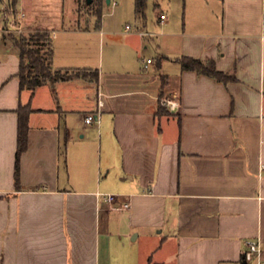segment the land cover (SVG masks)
<instances>
[{
    "label": "crops",
    "instance_id": "0c3cea01",
    "mask_svg": "<svg viewBox=\"0 0 264 264\" xmlns=\"http://www.w3.org/2000/svg\"><path fill=\"white\" fill-rule=\"evenodd\" d=\"M82 1L67 21L25 22L49 34L54 70L85 77L22 90L19 49L0 39V264H258L248 240L264 262V0H152V20L134 3L129 32ZM182 56L234 80L183 70ZM162 97L178 110L159 112ZM20 105L32 111L16 190Z\"/></svg>",
    "mask_w": 264,
    "mask_h": 264
},
{
    "label": "trees",
    "instance_id": "16d2710c",
    "mask_svg": "<svg viewBox=\"0 0 264 264\" xmlns=\"http://www.w3.org/2000/svg\"><path fill=\"white\" fill-rule=\"evenodd\" d=\"M92 2V0H91ZM96 16L98 19L102 16L101 7L105 0H94ZM18 0H13L11 3L12 8L17 7ZM147 9V0H135V14L138 18L144 19L145 12ZM22 37V36H20ZM48 39V36L38 35L36 36L38 41ZM24 38L15 39L14 43L19 49L20 54V68L17 73L19 78L20 89H28L34 91L37 87L42 86L47 82H56L59 80L66 81L75 77H85L86 74H83L80 71H76L72 74H68V71L54 70L52 67L51 56L52 49L51 44L48 45L49 49L45 54H41L40 49L26 48V43ZM48 42L49 41H44ZM25 56L28 57V62L25 64ZM179 62L183 70H192L196 71L198 74H203L209 77H212L218 81L228 82L234 80L233 76L227 75L224 72H221L216 69L215 63L212 60L203 61L199 58L182 56L179 58ZM97 78V73L95 74ZM167 108L159 104V112L166 111ZM32 109L29 105H20L17 109V147L15 152V163H14V184L16 190H19L20 185V169H21V157L23 153L27 150L28 147V117Z\"/></svg>",
    "mask_w": 264,
    "mask_h": 264
},
{
    "label": "rangeland",
    "instance_id": "374dc122",
    "mask_svg": "<svg viewBox=\"0 0 264 264\" xmlns=\"http://www.w3.org/2000/svg\"><path fill=\"white\" fill-rule=\"evenodd\" d=\"M13 2V0H0V14L2 13L1 8H4V6H8V7H12L11 3ZM119 4L118 6L114 7L112 9L111 6L106 5L105 3L102 4L101 7V11H102V16L101 18L98 20V17H95L93 19L94 23H100L103 22L104 26H106L108 29H113L116 30L118 32H123L125 30V26L126 25H130L132 28L137 27V25H139L137 23V21H135V15H134V3L135 0H118ZM77 0H18L17 3V7H15V10H22L24 12H26L27 10L29 12L33 11L34 12H44L45 15H49L51 17H53L54 15H60L61 17H63L64 21H67L68 19H70V16H72L73 12L75 11L76 5H77ZM23 7H21L22 5ZM35 4V6H34ZM95 2L94 0H92V2H90V0H85L82 1L81 5L79 6V8L82 11H88L91 9H95ZM22 8V9H21ZM153 5H152V0H149L148 2V7H147V16L149 18V20H152L154 17V13H153ZM167 10L170 9L167 8ZM97 18V20H96ZM26 25V22H25ZM162 24H158V26H160ZM151 26V25H150ZM28 31H26L27 33L25 35H23L22 37H16V36H12L13 41L16 39H21L24 38L25 39V43H26V48H32V49H40L41 50V54H45V52L47 51V49H49L50 43L48 42H44V41H49L50 37L49 34L46 33L43 29H35V28H29L26 27ZM47 35L48 39L44 40L42 39V41H38L36 39V36L38 35ZM97 57H98V53H97ZM99 57H101V51L99 53ZM28 62V57L25 56V64H27ZM75 71H68V74H72ZM106 194H111V193H106ZM116 195V194H113ZM132 238H129V244H140L141 243V247L145 248V246H147L148 243H146L145 245L143 244L144 242L139 241L138 243H134L132 240Z\"/></svg>",
    "mask_w": 264,
    "mask_h": 264
},
{
    "label": "built area",
    "instance_id": "2783aa9c",
    "mask_svg": "<svg viewBox=\"0 0 264 264\" xmlns=\"http://www.w3.org/2000/svg\"><path fill=\"white\" fill-rule=\"evenodd\" d=\"M109 6L112 8L118 6V0H108ZM0 14V39L4 37H20L25 35L28 31L25 25L26 13L22 10H15L12 7L4 6L1 8ZM166 19L165 14H160L159 16V24H163ZM132 27L130 25H126L125 31H131ZM143 35H147V32H141ZM151 59L146 60L147 64L151 63ZM102 93H98V108H101L103 105V101L101 99ZM160 105L167 108V110L171 113L176 112L179 107L178 100L174 98L162 97L160 99ZM97 114L91 113L85 117L86 124H92L96 119ZM264 169V165L262 166ZM103 197V200L108 203L112 209L114 210H122L126 209L129 206L128 202H124L122 204L118 203L117 196L113 194H100ZM247 250L243 254V258L246 261L257 260L258 264H264L262 261V246L259 240H248L246 242Z\"/></svg>",
    "mask_w": 264,
    "mask_h": 264
},
{
    "label": "water",
    "instance_id": "95a60500",
    "mask_svg": "<svg viewBox=\"0 0 264 264\" xmlns=\"http://www.w3.org/2000/svg\"><path fill=\"white\" fill-rule=\"evenodd\" d=\"M107 2H108V0H107Z\"/></svg>",
    "mask_w": 264,
    "mask_h": 264
}]
</instances>
